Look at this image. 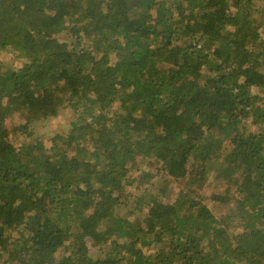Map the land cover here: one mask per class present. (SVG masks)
Here are the masks:
<instances>
[{
	"label": "trees",
	"instance_id": "obj_1",
	"mask_svg": "<svg viewBox=\"0 0 264 264\" xmlns=\"http://www.w3.org/2000/svg\"><path fill=\"white\" fill-rule=\"evenodd\" d=\"M3 52L0 264H264V0H0Z\"/></svg>",
	"mask_w": 264,
	"mask_h": 264
},
{
	"label": "rangeland",
	"instance_id": "obj_2",
	"mask_svg": "<svg viewBox=\"0 0 264 264\" xmlns=\"http://www.w3.org/2000/svg\"><path fill=\"white\" fill-rule=\"evenodd\" d=\"M114 61V60H113ZM0 62L2 63V66L4 68L13 67V68H19L22 66L25 61L19 60L16 58L15 54L3 52L0 54ZM70 114H66L65 112L59 116V118L47 120L44 122H39L34 125L36 134L41 137L43 134L45 135V144L49 148L50 142L47 139L48 135H51L53 132L61 131V132H68L70 130V124L73 121L72 117L69 116ZM26 121V118L24 117H18L15 116L13 118V121L9 123V126L12 128L13 126H19L20 124H24ZM254 130V129H253ZM31 133V132H30ZM141 171H150L154 174L157 173V170H155V166H152L151 163H149L147 160H135L134 163L131 165V173L130 176L136 179H139ZM152 191H156L157 193L158 189L165 188L169 193V197L171 200H175L180 190L183 188V185L181 184L180 180L173 179L168 177L165 174L158 175L157 179H154ZM228 185L224 184L223 182H219L218 180H210L204 189L202 190L201 194L203 195V199L205 201V204L208 206V208L215 214L217 218H222L225 215H228L226 206L221 205L217 203L214 198L215 197H221L225 199L227 196L230 195L231 191H228ZM122 193L124 197L129 200L128 205L132 207H136V196L140 195V191H136L133 187H123ZM229 200V197H228ZM232 232H239L240 229L234 225L233 227L229 228ZM145 251L147 253L153 252V248H146Z\"/></svg>",
	"mask_w": 264,
	"mask_h": 264
}]
</instances>
